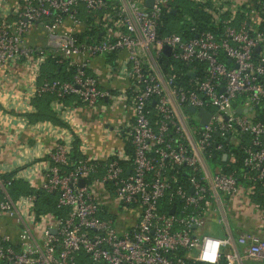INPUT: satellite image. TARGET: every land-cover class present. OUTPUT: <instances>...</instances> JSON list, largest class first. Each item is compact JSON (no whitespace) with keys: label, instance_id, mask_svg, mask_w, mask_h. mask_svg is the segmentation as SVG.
I'll list each match as a JSON object with an SVG mask.
<instances>
[{"label":"built area","instance_id":"1","mask_svg":"<svg viewBox=\"0 0 264 264\" xmlns=\"http://www.w3.org/2000/svg\"><path fill=\"white\" fill-rule=\"evenodd\" d=\"M173 1L16 0L9 10L0 0V77L21 62L30 76L28 98L52 94L56 112L68 113V95L88 110L120 101L132 111L124 134L130 153L123 144L100 163L79 149L83 158L72 163L74 138L60 136L33 192L12 198L0 176V221L11 222L1 227L0 264H220L221 246L235 242L243 257L264 261V239L195 233L213 194L231 195L242 182L249 194L259 186L264 198V0H192L219 31L193 25L188 38L160 32ZM90 26L97 28L93 37L85 35ZM34 30L44 44L28 41ZM119 53L105 66L127 84L113 92L101 88L95 60ZM48 57L66 62L71 80L38 82ZM163 60H170L168 73ZM172 62L194 76L180 80ZM201 109L210 114L202 125ZM38 189L55 193L64 214H38ZM194 249L191 260L185 252ZM236 259L227 254L225 264Z\"/></svg>","mask_w":264,"mask_h":264},{"label":"crops","instance_id":"2","mask_svg":"<svg viewBox=\"0 0 264 264\" xmlns=\"http://www.w3.org/2000/svg\"><path fill=\"white\" fill-rule=\"evenodd\" d=\"M15 2L16 0H3V6L10 10ZM36 34L34 30L28 41L42 44L40 39H36ZM117 57L122 58L123 53L115 54L111 61L105 56L95 60L99 67L98 79L101 88L113 92H118L127 84L125 78L113 75L105 66V62H112ZM29 78L27 67L21 62L9 65L1 72V177L24 181L29 187L32 184L37 186L42 179V167L47 161V152L55 137L74 138L78 143V149H81L84 155L97 157L100 163L104 162L110 150L123 146L125 131L132 125V111L127 103L101 102L102 108L88 110L71 99L64 100V105L68 106V113L64 114L65 107L58 112L54 110L64 125L49 121L30 123L26 114L32 112L34 108L31 104L32 99L28 98ZM23 171H28L30 178L17 179L15 173ZM260 197L264 200L259 186L253 194H249L246 184L242 182L238 183L237 191L231 195L219 192L213 194L203 223L195 233L198 236L210 235L218 238L231 235L233 238L244 236L246 240L253 237L264 239V213L261 212L264 204L259 200ZM220 251V264H225L227 254L240 256L234 264H264L261 258L243 257L244 246L237 242L234 245L221 246ZM194 254L195 249L185 252V256L191 260L194 259Z\"/></svg>","mask_w":264,"mask_h":264},{"label":"trees","instance_id":"3","mask_svg":"<svg viewBox=\"0 0 264 264\" xmlns=\"http://www.w3.org/2000/svg\"><path fill=\"white\" fill-rule=\"evenodd\" d=\"M187 5V6H186ZM172 9H176V13L172 14L170 10L164 14L163 17V27L161 28V34L165 33H177L185 38L192 37L195 33L189 32V28L191 26L196 27V31L202 30H210L213 32H218L219 29L214 26L212 23V16L202 10V8L190 2L189 5L185 3V6L181 5L178 0H174L171 5ZM184 12V13H183ZM188 14L191 17V22H185L183 20V15ZM84 14V13H83ZM92 18L88 16L87 23L90 24ZM88 31L85 32L87 36L96 35L97 28L93 26L89 27ZM115 54H107L105 57L108 61L113 59ZM170 60H163L162 68L164 72H169L168 65ZM174 66V70L179 75V79L182 81H186L188 78L187 70L188 67L179 62H172ZM72 78V68L68 66L66 62L62 64H58L54 58L48 57L42 66L41 74L38 77V82H41L43 79L48 80H60L67 81ZM54 96L49 93H43L41 95L34 96L31 100V104L34 108L32 112L26 114L27 119L30 123H37L43 121H49L53 124L64 125L63 122L59 119L56 112L52 108V100ZM75 100L73 96H66L65 100ZM70 100V101H71ZM77 104H80L79 101H76ZM151 110L153 106L151 105ZM155 111H152V116L154 117ZM152 117V118H153ZM125 149L130 153L131 147L129 146L128 140L124 141ZM80 158H83V155L79 152L78 143L74 141L73 148L70 154V159L75 163ZM72 168L71 162L69 165L62 166V170L68 172ZM6 177V176H5ZM9 186L7 187V191L12 198H16L20 194H28L33 192L34 189L29 187L24 181L9 179ZM37 201L35 205V210L38 214H46L53 213L55 215L64 214L60 208L56 205L57 196L55 193H47L41 189L36 190ZM259 200L264 204V200L262 197ZM85 258L81 257V261L84 263Z\"/></svg>","mask_w":264,"mask_h":264},{"label":"water","instance_id":"4","mask_svg":"<svg viewBox=\"0 0 264 264\" xmlns=\"http://www.w3.org/2000/svg\"><path fill=\"white\" fill-rule=\"evenodd\" d=\"M146 4L150 6V5H151V0H147V3H146ZM170 12H171L172 14H175V13H176V9L173 8V9L170 10ZM258 50H259V47H256V48H255V52H258ZM164 54H165L166 56L169 55V47H168V46H165V47H164ZM188 75H189V76H192V77L194 76L193 73H188ZM232 106L235 107V103H233ZM187 109H188L190 112H195V108H194L193 106H188ZM250 109H251V108L244 109V108L236 107V111H237L238 113H241V112H247V111H249ZM198 115L201 116V120H200V122H199L200 125L207 123V121H208V119H209V115H210L208 111H206L205 109H201V110L198 111ZM223 157L225 158V155H223ZM83 183H84V181H83V179H81V180L79 181V185H83ZM173 209H174V208H172V209L170 210L171 213L173 212ZM52 232H55V230L52 229Z\"/></svg>","mask_w":264,"mask_h":264},{"label":"rangeland","instance_id":"5","mask_svg":"<svg viewBox=\"0 0 264 264\" xmlns=\"http://www.w3.org/2000/svg\"><path fill=\"white\" fill-rule=\"evenodd\" d=\"M178 1H179V3H181V5H183V6H185V3L189 5L190 2H193L192 0H178ZM193 3H194V2H193ZM186 6H187V5H186ZM183 13H184V12H183ZM186 14H187V13H186ZM36 32H37V34H36V36H37L36 39H40L41 43L44 44L45 40H44L43 35L41 34V30H37ZM191 117H192L193 120H196V121H197L198 116H197L196 113H192V114H191ZM5 223L8 224V225H11V224H10V223H11L10 220L2 219V220L0 221V231L3 230V229H1L2 226L4 227V229H6L5 226H4Z\"/></svg>","mask_w":264,"mask_h":264}]
</instances>
